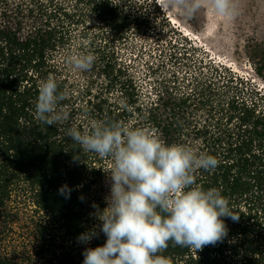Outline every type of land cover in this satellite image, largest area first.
I'll return each mask as SVG.
<instances>
[{"label": "trees", "instance_id": "16d2710c", "mask_svg": "<svg viewBox=\"0 0 264 264\" xmlns=\"http://www.w3.org/2000/svg\"><path fill=\"white\" fill-rule=\"evenodd\" d=\"M149 3L0 0V264H18L1 250L18 190L29 194L40 214L32 227L44 264H82L86 245L76 237L99 223L92 205L103 208L105 201L93 187L103 180L105 159L84 152L67 129L75 124L82 130L93 120L143 128L219 161L214 170L194 173L196 185L220 190L239 219L224 217V240L196 252L169 242L158 253L169 264H264V110L239 95L242 78L211 63L208 75L166 72L143 87L120 47L131 34L158 31L152 24L158 10ZM89 15L98 26L86 42L96 57L91 71L98 82L75 86L63 76L61 57ZM49 76L65 97L58 109L69 113L66 123L51 127L34 117L37 85ZM62 185L70 189L68 198L58 191ZM104 241L100 233L87 247Z\"/></svg>", "mask_w": 264, "mask_h": 264}, {"label": "clouds", "instance_id": "9594fccd", "mask_svg": "<svg viewBox=\"0 0 264 264\" xmlns=\"http://www.w3.org/2000/svg\"><path fill=\"white\" fill-rule=\"evenodd\" d=\"M156 3L163 11L174 10L185 19L194 18L204 9L228 20L237 15L233 0ZM95 60L93 54L81 52L69 55L66 62L75 70L88 71ZM37 88L35 119L50 127L66 123L69 113L58 109L65 97L58 92L55 78L41 79ZM67 135L84 152L112 161L111 167L102 168L109 187L105 206L92 205L91 215L99 223L76 237L78 243L86 245L82 264H169L158 254L169 242L196 252L224 240L228 234L224 217L234 222L239 219L220 190L196 185L197 170L211 171L218 166L213 155L165 143L154 133L119 122L93 120L82 130L73 124ZM58 191L65 198L70 194L67 185ZM100 233L105 236L104 243L87 247Z\"/></svg>", "mask_w": 264, "mask_h": 264}, {"label": "rangeland", "instance_id": "374dc122", "mask_svg": "<svg viewBox=\"0 0 264 264\" xmlns=\"http://www.w3.org/2000/svg\"><path fill=\"white\" fill-rule=\"evenodd\" d=\"M148 2L152 7L156 5L155 11L158 10L152 17V24L158 31L153 34L151 28L144 34H131L127 40L129 43L120 47L122 58H131L135 78L143 87L152 85L154 78L166 72L208 75L212 71L211 63L242 78L245 84L243 88L242 84L237 85L242 88L239 95L251 99L256 110H264V78L257 72L260 68L264 73V0H233L237 15L231 20L215 16L208 9L192 19H185L176 15L174 10L163 11L157 3L154 4L156 0ZM84 26L88 36L82 39L80 34ZM84 26L75 30L73 48L66 57H61L63 76L75 86L98 82L91 69L78 71L66 62L73 53H89L86 42L95 36L98 26L92 15L88 16ZM83 41L85 47L82 49L80 44ZM102 163V168L112 166L110 158ZM101 170L103 180L93 190L104 200L109 187L106 174ZM30 200L28 193L19 190L13 197L10 203L12 220L7 226L1 250L11 254L18 264H44L32 227L33 220L40 214L34 211Z\"/></svg>", "mask_w": 264, "mask_h": 264}, {"label": "bare ground", "instance_id": "6f19581e", "mask_svg": "<svg viewBox=\"0 0 264 264\" xmlns=\"http://www.w3.org/2000/svg\"><path fill=\"white\" fill-rule=\"evenodd\" d=\"M172 17H173V15H171ZM174 18V20H176V18L175 17H173Z\"/></svg>", "mask_w": 264, "mask_h": 264}, {"label": "built area", "instance_id": "2783aa9c", "mask_svg": "<svg viewBox=\"0 0 264 264\" xmlns=\"http://www.w3.org/2000/svg\"><path fill=\"white\" fill-rule=\"evenodd\" d=\"M250 68H251V65H250Z\"/></svg>", "mask_w": 264, "mask_h": 264}, {"label": "flooded vegetation", "instance_id": "af4514ba", "mask_svg": "<svg viewBox=\"0 0 264 264\" xmlns=\"http://www.w3.org/2000/svg\"><path fill=\"white\" fill-rule=\"evenodd\" d=\"M264 66V65H263ZM264 75V74H263ZM255 105V104H254Z\"/></svg>", "mask_w": 264, "mask_h": 264}]
</instances>
